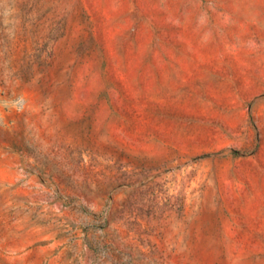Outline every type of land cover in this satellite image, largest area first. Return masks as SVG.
<instances>
[{
	"label": "rangeland",
	"instance_id": "obj_1",
	"mask_svg": "<svg viewBox=\"0 0 264 264\" xmlns=\"http://www.w3.org/2000/svg\"><path fill=\"white\" fill-rule=\"evenodd\" d=\"M0 264H264V0H0Z\"/></svg>",
	"mask_w": 264,
	"mask_h": 264
}]
</instances>
